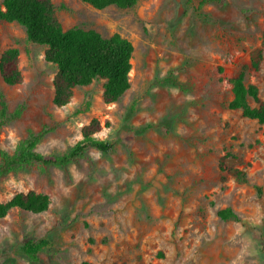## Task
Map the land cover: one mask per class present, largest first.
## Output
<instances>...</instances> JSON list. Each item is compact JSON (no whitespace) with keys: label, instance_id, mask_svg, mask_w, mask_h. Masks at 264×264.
Wrapping results in <instances>:
<instances>
[{"label":"rangeland","instance_id":"374dc122","mask_svg":"<svg viewBox=\"0 0 264 264\" xmlns=\"http://www.w3.org/2000/svg\"><path fill=\"white\" fill-rule=\"evenodd\" d=\"M52 4L63 30L131 44L129 88L106 104L96 79L55 107L45 48L0 22V56L16 49L22 77L12 86L0 78V151L35 140L36 153L63 155L92 120L110 145L64 167L32 163L0 176V204L28 192L49 199L42 213L0 219V264H264V122L228 107L229 81L258 49L244 84L264 102V0ZM224 210L236 219L221 220ZM40 240L47 245L30 260L24 244Z\"/></svg>","mask_w":264,"mask_h":264},{"label":"trees","instance_id":"16d2710c","mask_svg":"<svg viewBox=\"0 0 264 264\" xmlns=\"http://www.w3.org/2000/svg\"><path fill=\"white\" fill-rule=\"evenodd\" d=\"M95 9L116 7L118 9L133 8L138 0H80ZM207 0H201L206 3ZM0 22H14L21 26L29 42L45 48V61L55 70L53 79V105H67L75 88L84 87L96 79L103 80V101L106 104L117 102L129 88L128 75L131 69L130 60L133 48L131 44L114 34L104 38L93 30L71 28L63 30L55 13L52 0H3L0 7ZM264 44V38H263ZM262 59V50H255L249 66H242L229 81L232 100L228 107L238 110L241 116L250 120L264 122V102L258 96L255 86L244 84L245 72L257 70ZM19 53L16 49H8L0 56V78L8 86L21 83L19 71ZM248 99L255 103L250 107ZM0 117L5 114V105L0 103ZM100 130L99 123L92 120L82 131V138L66 153L60 156L41 155L34 151L35 140H24L17 144L12 156L0 151V176L14 169L32 163L46 166L64 167L72 160L81 157L87 148L105 153L110 149L106 142L94 137ZM47 196L35 192L20 193L9 202L0 204V219L11 210L18 209L32 214L47 210ZM223 220L236 219L230 210L218 212ZM47 241L40 240L24 244V252L30 260L36 261V255Z\"/></svg>","mask_w":264,"mask_h":264}]
</instances>
